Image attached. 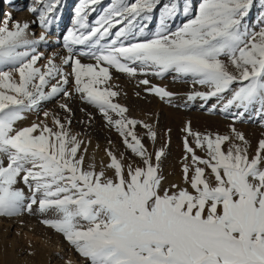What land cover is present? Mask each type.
<instances>
[{
  "label": "rangeland",
  "instance_id": "obj_1",
  "mask_svg": "<svg viewBox=\"0 0 264 264\" xmlns=\"http://www.w3.org/2000/svg\"><path fill=\"white\" fill-rule=\"evenodd\" d=\"M44 2L46 18L53 21L58 15L50 9L53 2ZM191 3L193 11L177 23L183 26L170 46L141 50L149 55L148 64L165 65L161 75L178 66L205 82H171L166 88L162 82L132 78L105 82L110 89L122 87L118 95L93 93L88 101L80 97L81 103L97 106L99 115L108 106L118 109L102 134L108 145L48 126L18 129L15 122L25 117L19 91L27 81L0 83V221L23 217L49 226L62 245L45 260L25 249L26 243L15 252L0 244V264L68 262L65 244L77 264H264V0ZM183 4L186 0H180V9ZM81 18L77 13L75 20ZM61 24L59 18L56 28L66 25ZM99 95H106L107 101H101L107 107L91 99ZM6 99L12 107L3 106ZM195 106L202 114H185ZM23 107L29 111L28 104ZM123 112L130 126L117 119ZM90 148L106 154L114 174ZM31 156L41 159V172L62 187L48 192L49 202L36 197V189L24 206L5 189ZM71 191L78 194L79 215L63 207L74 197ZM77 216L80 232L74 227Z\"/></svg>",
  "mask_w": 264,
  "mask_h": 264
},
{
  "label": "bare ground",
  "instance_id": "obj_2",
  "mask_svg": "<svg viewBox=\"0 0 264 264\" xmlns=\"http://www.w3.org/2000/svg\"><path fill=\"white\" fill-rule=\"evenodd\" d=\"M44 1H0V12H2L0 21V83L2 81H8L9 83L10 80L27 81V85L25 84L22 90L19 91L21 99L23 100L18 99L22 105L21 108L25 117L15 122L14 125L18 129L30 125L42 128L48 126L55 131L62 130L83 137L92 136L100 144L103 141L107 144L110 140L106 143L107 138L102 134H104V129L106 130L108 128H106V125L111 124V120L116 119L112 117L115 116L114 114L117 113L118 109L115 110L112 106L111 108L113 109H110L109 106L108 109L101 108V110H105V114L99 115V109H96L97 106L96 108H91L93 105L91 106L89 102V106L88 103L87 105L81 103L79 101L80 97L88 101V98L93 93L118 95L117 93L120 90L122 91V87L116 88L113 86L114 82H128L132 78L140 81L157 82L158 84L162 82V84H165V87L167 86L166 88H169L168 84H171V82H182L184 84L185 82H189L190 84L204 80L194 73H184L183 70L185 68L183 69L182 66V69L178 66L171 67L168 73L163 76L160 72L165 70V65L159 61L148 64L151 63L146 60V58H149V55L141 50L146 47H154L157 50L158 48L170 46L172 39H175L176 35H179L178 32L183 26L179 27L177 23L183 18L187 19L193 11L192 7H190L192 6V0H186L187 4H183L182 9H180V0H48L53 2L50 9L53 12L57 11L55 14H58L57 18L53 21L46 18L45 10L47 9L43 6ZM56 3L58 4L57 6H55ZM56 7L58 8L57 10ZM77 13L82 15V18L79 20H75ZM58 17L61 18L62 24H66L62 29L56 28V24L59 21ZM53 26H55V29H53ZM6 44L8 46L3 48L2 45ZM156 50L155 52L158 51ZM4 53H7L9 57L6 58L3 56ZM121 56H125L126 59L122 57L124 59L122 60ZM136 58L138 62L135 60ZM35 81L37 83H33ZM85 82H92L94 87H91L92 85L87 86ZM95 82L104 83L100 84ZM105 82H112L113 88L110 89L109 86H105ZM101 97L99 95V97L94 96L91 99L99 102L106 95L102 99ZM12 100L17 99L14 98ZM12 100L6 99L3 106L7 105V107H12ZM175 101L182 104L180 101H183V99L177 98ZM101 102L99 103L101 104ZM103 103L105 104V101L102 102V107L104 105ZM26 104L29 106L28 112L23 107ZM94 104L96 103L94 102ZM185 112V114L188 113L190 115L202 114L199 111V107L197 108L196 106L194 108H186ZM116 116L117 119L121 120L123 127H126L130 122L127 121L128 117L125 113H118ZM100 118L106 120L99 121L98 119ZM251 123L253 125V122ZM128 126L130 125L128 124ZM115 145L117 146V144ZM109 146L115 150L114 145ZM100 148L93 150L90 148L89 150H92L91 155L97 159L103 158V167L105 168L107 166L109 169L107 171L110 173L113 172L114 174L113 164L110 162L107 163L109 160L107 161V158H105V153L100 152ZM88 153L90 152L88 151ZM38 161H41V159L39 160L33 156L30 158L26 157L27 163L20 168L19 174H30H27L28 176H23L22 174L21 176L18 174V177L16 175L13 176L15 177L12 179L14 180L13 183L9 188L5 189V192L7 190L10 193L18 195L21 205L26 206L36 189H38V196H35L44 202H49L52 198H48V192L62 187H60L62 183L57 182L55 177L41 172V168L37 166ZM45 167L49 168L48 170L51 169L50 165ZM32 175H37L38 177L34 178ZM78 192L80 194V191ZM74 194L76 193H73L72 196ZM77 195L65 201L62 199L65 204H63V207L65 206L70 212L72 210L73 215L79 213L76 205ZM53 201L55 200L53 199ZM18 217L21 216L19 215ZM22 218L14 219L11 216L1 218L0 244L10 246L11 251L15 252L16 248L19 251L21 250L20 247L26 243L28 248L25 249H29L28 251L35 254L38 259L46 260L48 257L50 258L51 254L54 256L56 254V248L62 246L59 245L60 237L58 233L52 236L50 235L51 228L49 226H37L33 223V220L30 221ZM73 219L75 220L74 227L76 230L81 229L82 224L80 223V218L77 216V218L75 217ZM22 220H24V223H21ZM87 226L89 227V225ZM89 231L90 227L85 228V235ZM64 246L63 248L68 252L69 261L66 262L65 260L58 264H77L71 248L66 247V244Z\"/></svg>",
  "mask_w": 264,
  "mask_h": 264
}]
</instances>
